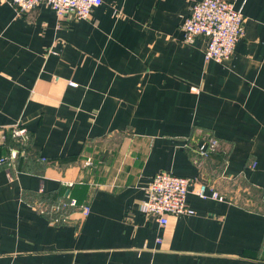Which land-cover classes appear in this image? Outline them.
Segmentation results:
<instances>
[{
    "label": "crops",
    "instance_id": "1",
    "mask_svg": "<svg viewBox=\"0 0 264 264\" xmlns=\"http://www.w3.org/2000/svg\"><path fill=\"white\" fill-rule=\"evenodd\" d=\"M102 1L65 23L0 1V157L19 152L0 167V264H264V0L235 1L246 35L225 63L185 39L200 0ZM210 136L228 154L197 160ZM162 171L226 200L190 194L195 214L161 229L140 207ZM67 196L84 221L36 208Z\"/></svg>",
    "mask_w": 264,
    "mask_h": 264
},
{
    "label": "built area",
    "instance_id": "2",
    "mask_svg": "<svg viewBox=\"0 0 264 264\" xmlns=\"http://www.w3.org/2000/svg\"><path fill=\"white\" fill-rule=\"evenodd\" d=\"M9 3L17 15L36 10L41 5L51 8L59 18L60 23L89 19L93 11L102 5V0H0ZM236 0H200L192 7L190 16L182 25L186 41L193 42L197 37L207 39L205 49L206 61L225 63L235 52L238 43L245 37V17L242 11L236 8ZM13 137L28 141L25 129H14ZM6 136H2V141ZM188 147V146H187ZM193 152L197 160H206L216 153L228 154L227 147L216 137L203 138L196 145ZM17 150L12 151L9 157H0V167L13 166L18 157ZM88 161L86 166H91ZM208 184L199 178H188L174 175L171 172L157 173L147 188V198L141 204V211L152 216L159 223L161 229L169 224L170 217L191 216L195 211L190 207L188 196L194 194L200 199H212L223 202L225 196L214 190L209 194ZM41 215L50 217L52 224L73 221L74 214L84 221L91 213V206L79 205L69 196L58 203L48 205L40 202L36 205ZM69 209L75 212H69ZM161 241V238H159Z\"/></svg>",
    "mask_w": 264,
    "mask_h": 264
},
{
    "label": "trees",
    "instance_id": "3",
    "mask_svg": "<svg viewBox=\"0 0 264 264\" xmlns=\"http://www.w3.org/2000/svg\"><path fill=\"white\" fill-rule=\"evenodd\" d=\"M14 139H15V138H14ZM14 141H15V143H17V144H19V145H21V143H22L20 154H22L23 152L26 153V151H27V153H28V150H26V149H28V148H27V146H28V142L24 143V142H22V140H19V139H15ZM19 142H20V143H19ZM27 153H26V154H27ZM6 157H7V156H6Z\"/></svg>",
    "mask_w": 264,
    "mask_h": 264
}]
</instances>
